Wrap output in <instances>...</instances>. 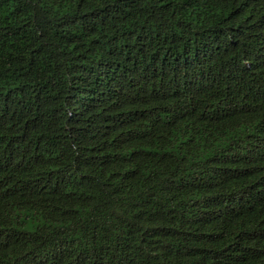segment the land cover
Here are the masks:
<instances>
[{"label": "trees", "instance_id": "16d2710c", "mask_svg": "<svg viewBox=\"0 0 264 264\" xmlns=\"http://www.w3.org/2000/svg\"><path fill=\"white\" fill-rule=\"evenodd\" d=\"M0 264H264V0H0Z\"/></svg>", "mask_w": 264, "mask_h": 264}]
</instances>
